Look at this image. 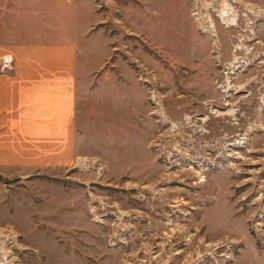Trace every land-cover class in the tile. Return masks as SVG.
<instances>
[{
	"label": "rangeland",
	"instance_id": "1",
	"mask_svg": "<svg viewBox=\"0 0 264 264\" xmlns=\"http://www.w3.org/2000/svg\"><path fill=\"white\" fill-rule=\"evenodd\" d=\"M71 2L87 154L0 172V264H264V0Z\"/></svg>",
	"mask_w": 264,
	"mask_h": 264
},
{
	"label": "crops",
	"instance_id": "2",
	"mask_svg": "<svg viewBox=\"0 0 264 264\" xmlns=\"http://www.w3.org/2000/svg\"><path fill=\"white\" fill-rule=\"evenodd\" d=\"M59 1L0 0V59L13 57L0 70V172L63 169L87 154L79 109L81 82L95 77L81 67L88 27L77 4Z\"/></svg>",
	"mask_w": 264,
	"mask_h": 264
},
{
	"label": "built area",
	"instance_id": "3",
	"mask_svg": "<svg viewBox=\"0 0 264 264\" xmlns=\"http://www.w3.org/2000/svg\"><path fill=\"white\" fill-rule=\"evenodd\" d=\"M12 63H13L12 55L3 56L0 59V65H1V69L2 70L11 69L12 68ZM263 188H264V186H263ZM262 195H263V192L260 191L259 195L255 197L256 202H257V199L261 198ZM263 217H264V210L261 209V208H258L256 211H254L252 220H256L257 225H260L261 222L259 220H257V219L263 218ZM256 230H260V227H256Z\"/></svg>",
	"mask_w": 264,
	"mask_h": 264
},
{
	"label": "bare ground",
	"instance_id": "4",
	"mask_svg": "<svg viewBox=\"0 0 264 264\" xmlns=\"http://www.w3.org/2000/svg\"><path fill=\"white\" fill-rule=\"evenodd\" d=\"M221 9V8H220ZM220 13V18H223L225 21H226V23H229V25H231V26H234V25H237V24H233L234 22V20H233V18H232V16L230 15V13H229V10H227V8L225 9V8H223V6H222V9L219 11ZM199 20V19H198ZM233 22V23H232ZM209 27V29L211 30V31H214V32H216V30H215V27L216 26H213V22H211V24H208V26H207V28ZM227 115H233L234 116V114H235V112H234V110H231V111H229L228 113H226ZM172 131V130H171ZM169 158V157H168Z\"/></svg>",
	"mask_w": 264,
	"mask_h": 264
}]
</instances>
